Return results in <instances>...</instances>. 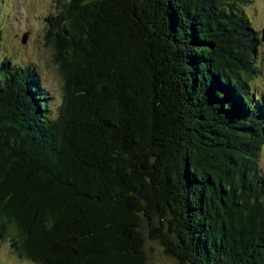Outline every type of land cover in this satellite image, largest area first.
<instances>
[{"label":"trees","instance_id":"16d2710c","mask_svg":"<svg viewBox=\"0 0 264 264\" xmlns=\"http://www.w3.org/2000/svg\"><path fill=\"white\" fill-rule=\"evenodd\" d=\"M236 0H56L0 60V237L30 264H264L258 38ZM260 40V39H259Z\"/></svg>","mask_w":264,"mask_h":264},{"label":"rangeland","instance_id":"374dc122","mask_svg":"<svg viewBox=\"0 0 264 264\" xmlns=\"http://www.w3.org/2000/svg\"><path fill=\"white\" fill-rule=\"evenodd\" d=\"M257 34L259 72L249 83V89L261 98L264 105V43L260 41L264 29V0H236ZM57 12L56 0H0V60L6 57L12 64L32 66L48 93L51 112L61 101V81L53 63L51 48L46 46V18ZM25 35V43H21ZM259 166L264 171V147L260 152ZM9 239L0 237V264H30L19 259ZM145 251L148 264H178L166 255L156 241L146 238Z\"/></svg>","mask_w":264,"mask_h":264},{"label":"water","instance_id":"95a60500","mask_svg":"<svg viewBox=\"0 0 264 264\" xmlns=\"http://www.w3.org/2000/svg\"><path fill=\"white\" fill-rule=\"evenodd\" d=\"M260 41L264 43V29L261 31V34H260ZM21 43L22 44L25 43V35L22 36Z\"/></svg>","mask_w":264,"mask_h":264}]
</instances>
